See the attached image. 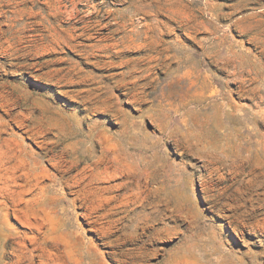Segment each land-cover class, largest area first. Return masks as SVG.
I'll return each mask as SVG.
<instances>
[{"label":"rangeland","instance_id":"rangeland-1","mask_svg":"<svg viewBox=\"0 0 264 264\" xmlns=\"http://www.w3.org/2000/svg\"><path fill=\"white\" fill-rule=\"evenodd\" d=\"M0 264H264V0H0Z\"/></svg>","mask_w":264,"mask_h":264}]
</instances>
